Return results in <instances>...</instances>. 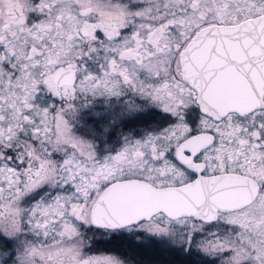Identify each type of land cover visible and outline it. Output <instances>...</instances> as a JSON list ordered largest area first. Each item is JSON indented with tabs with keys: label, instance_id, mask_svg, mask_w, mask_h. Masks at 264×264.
Instances as JSON below:
<instances>
[{
	"label": "snow or ice",
	"instance_id": "snow-or-ice-1",
	"mask_svg": "<svg viewBox=\"0 0 264 264\" xmlns=\"http://www.w3.org/2000/svg\"><path fill=\"white\" fill-rule=\"evenodd\" d=\"M0 264H264V0H0Z\"/></svg>",
	"mask_w": 264,
	"mask_h": 264
},
{
	"label": "flooded vegetation",
	"instance_id": "flooded-vegetation-1",
	"mask_svg": "<svg viewBox=\"0 0 264 264\" xmlns=\"http://www.w3.org/2000/svg\"><path fill=\"white\" fill-rule=\"evenodd\" d=\"M128 251H129L131 254L136 255V252H134L132 249H128ZM147 254H148V253H147L146 251H141V252L139 253L140 256H145V255H147Z\"/></svg>",
	"mask_w": 264,
	"mask_h": 264
}]
</instances>
